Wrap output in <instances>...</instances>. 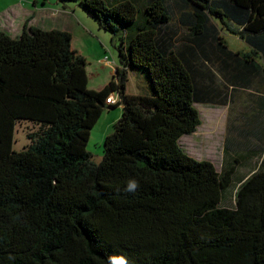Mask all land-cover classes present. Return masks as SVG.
I'll list each match as a JSON object with an SVG mask.
<instances>
[{"label": "trees", "instance_id": "1", "mask_svg": "<svg viewBox=\"0 0 264 264\" xmlns=\"http://www.w3.org/2000/svg\"><path fill=\"white\" fill-rule=\"evenodd\" d=\"M57 1L125 29L126 49L113 79L89 89L70 32L0 29V264H264V0ZM223 30L250 49H231ZM129 71L144 93L126 92ZM226 102L244 110L218 171L179 140L201 123L196 103ZM119 105L95 163L90 130ZM21 120L39 129L15 151ZM236 183L234 206L221 205Z\"/></svg>", "mask_w": 264, "mask_h": 264}, {"label": "rangeland", "instance_id": "2", "mask_svg": "<svg viewBox=\"0 0 264 264\" xmlns=\"http://www.w3.org/2000/svg\"><path fill=\"white\" fill-rule=\"evenodd\" d=\"M118 1L104 0L106 5H112ZM142 2L143 0H140V3ZM19 9L25 11L35 10L38 12L35 18H38L41 21L40 23L47 19L55 26L70 32L72 48L82 55L86 61L87 88L100 89L107 85L113 79V75H116L115 70L121 67L117 47L121 42H124V49H126L125 29L118 27L113 33L99 27L97 19L88 16L86 11L75 1L62 4L57 0H0V15L10 12L19 21V13H16ZM222 33L231 49L241 51L250 49L238 35L225 30ZM125 85L126 92L129 94L144 93V90H146L145 80L142 76H135L130 71L127 72ZM239 98L245 99L246 95L241 94ZM195 106L199 110L201 123L195 132L183 135L179 143L192 157L208 159L213 162L218 171H221L226 159L232 160L236 155L234 150L228 152L229 157L226 155L225 140L226 137H229L235 143L236 141L239 142L240 133L237 130L230 131V127L242 122L241 115L244 107L234 106L233 103L228 104L227 102L225 104L196 103ZM121 114V105L110 109L106 108L91 128L86 148L92 154V160L95 163L101 161L104 138L113 133L115 123ZM230 121L233 122L232 125H230ZM38 129L37 124L28 120L16 122L12 149L15 151L23 150L31 143L28 135ZM258 161L259 158L247 161L248 166L239 168L236 175L249 174L250 169L257 166ZM236 188L237 183L223 192L221 205L234 206Z\"/></svg>", "mask_w": 264, "mask_h": 264}, {"label": "crops", "instance_id": "3", "mask_svg": "<svg viewBox=\"0 0 264 264\" xmlns=\"http://www.w3.org/2000/svg\"><path fill=\"white\" fill-rule=\"evenodd\" d=\"M16 13H19V21H17V17H14L10 12L4 13V15H0V29L5 31L11 37H16L21 33L24 23L43 29L65 30L64 28L55 26L53 23L48 22L47 19H44L42 23H40L41 21H39L38 18H35L38 15V12H36L35 10L25 11L19 9V11H16Z\"/></svg>", "mask_w": 264, "mask_h": 264}, {"label": "clouds", "instance_id": "4", "mask_svg": "<svg viewBox=\"0 0 264 264\" xmlns=\"http://www.w3.org/2000/svg\"><path fill=\"white\" fill-rule=\"evenodd\" d=\"M137 187L138 185L135 181H129L126 186V191L134 192Z\"/></svg>", "mask_w": 264, "mask_h": 264}, {"label": "built area", "instance_id": "5", "mask_svg": "<svg viewBox=\"0 0 264 264\" xmlns=\"http://www.w3.org/2000/svg\"><path fill=\"white\" fill-rule=\"evenodd\" d=\"M106 102L107 103H114V102H116V97H115L114 93H110V95L106 99Z\"/></svg>", "mask_w": 264, "mask_h": 264}]
</instances>
